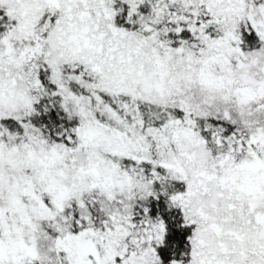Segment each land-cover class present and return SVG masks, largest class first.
Instances as JSON below:
<instances>
[{"label": "rangeland", "instance_id": "rangeland-1", "mask_svg": "<svg viewBox=\"0 0 264 264\" xmlns=\"http://www.w3.org/2000/svg\"><path fill=\"white\" fill-rule=\"evenodd\" d=\"M44 2L53 9L59 4ZM113 2L96 0L101 18L113 14ZM0 5H21L23 12L30 7L28 0ZM154 17L162 23L146 37L156 50L154 67L115 89L135 93L139 85L147 97L177 103L184 116L131 136L84 124L46 152L0 142V264H155L152 244L161 233L131 194L145 184L142 170L132 165L142 162L182 188L170 194L179 205L222 187L227 211L239 215V228L249 237V252L264 260V130H235L216 140L214 149L196 129V118L212 108H264V0H159ZM243 23L263 50L243 51ZM182 29L189 39L177 37ZM36 46L37 36L28 29L8 26L0 37V64L31 65ZM15 84L0 80V116L26 103ZM154 177L152 171L150 183ZM84 189L103 195L93 200L110 213L104 223L82 228L79 207L68 206L73 198L82 205ZM207 217L198 207L187 220L198 224Z\"/></svg>", "mask_w": 264, "mask_h": 264}, {"label": "trees", "instance_id": "trees-1", "mask_svg": "<svg viewBox=\"0 0 264 264\" xmlns=\"http://www.w3.org/2000/svg\"><path fill=\"white\" fill-rule=\"evenodd\" d=\"M28 1L30 7L24 12L21 5H0V37L8 26L24 27L37 36L31 65L0 64V80L13 79L26 100L0 116L1 143L9 148L27 146L46 152L84 124L106 126L131 136L184 116L177 103L147 97L139 85L135 93L115 89L121 84L127 86L140 72L154 67L156 50L146 37L162 26L154 20L159 0H114L109 18H101L95 9L96 0H59L55 9L44 0ZM226 18L223 15L221 20ZM239 32L244 52L255 54L262 49L248 24H241ZM177 37L189 39L190 34L182 29ZM29 68L33 69L32 75L26 72ZM226 111L212 108L196 118V129L208 147L217 149L216 140L235 130L244 134L264 130V108ZM132 165L142 170L145 184L131 194L157 222L161 233L160 241L152 244L155 264H264L263 259L249 252V237L239 228V215L227 211L226 197L219 194L223 193L222 187L216 185V189L203 194L195 193L188 204L179 205L180 201L176 204L170 194L182 188L164 171L158 167L153 170L145 162ZM152 171L159 179L154 177L150 183ZM80 197L81 206L76 198L67 204L79 207L76 214L80 215L82 228L104 223L110 213L93 200L103 195L97 189H84ZM198 207L204 208L212 220L207 217L198 224L189 223V215Z\"/></svg>", "mask_w": 264, "mask_h": 264}]
</instances>
